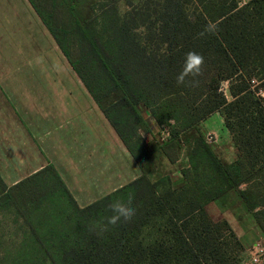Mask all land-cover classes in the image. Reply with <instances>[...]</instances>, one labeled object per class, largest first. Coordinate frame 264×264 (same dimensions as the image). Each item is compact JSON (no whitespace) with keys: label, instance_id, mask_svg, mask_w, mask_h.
Listing matches in <instances>:
<instances>
[{"label":"trees","instance_id":"trees-1","mask_svg":"<svg viewBox=\"0 0 264 264\" xmlns=\"http://www.w3.org/2000/svg\"><path fill=\"white\" fill-rule=\"evenodd\" d=\"M28 1L142 172L83 207L57 174V190L23 199L13 189L39 174L11 186L0 175V205L13 202L23 228L0 234V264H239L245 247L205 205L238 189L264 235V0H124L122 12L101 0L98 13L93 0ZM189 51L203 55V73L177 84ZM139 104L167 131L153 145ZM214 111L237 150L231 162L199 130ZM181 156L173 184L162 167ZM117 200L136 214L105 230Z\"/></svg>","mask_w":264,"mask_h":264},{"label":"crops","instance_id":"crops-1","mask_svg":"<svg viewBox=\"0 0 264 264\" xmlns=\"http://www.w3.org/2000/svg\"><path fill=\"white\" fill-rule=\"evenodd\" d=\"M38 18L28 0H0V173L8 186L35 174H57L83 207L142 171L75 71L80 85L66 71L55 75L45 69L47 56H41L38 41L44 31L52 35ZM51 42L59 51L53 37ZM222 89L227 93V82ZM136 108L148 122L149 132H141L144 139L154 137V130L163 138L165 128L143 105ZM212 114L224 125L221 112L214 111L199 130L214 152L231 162L237 150L225 125L222 134L203 130ZM185 161L181 156L171 164L175 178L181 179L178 170Z\"/></svg>","mask_w":264,"mask_h":264},{"label":"rangeland","instance_id":"rangeland-1","mask_svg":"<svg viewBox=\"0 0 264 264\" xmlns=\"http://www.w3.org/2000/svg\"><path fill=\"white\" fill-rule=\"evenodd\" d=\"M99 1L101 0H93L92 2L93 9L97 13L99 12V9L97 8ZM245 1L247 0H239V3L242 4ZM126 8L127 7L124 3V0L117 2L118 10L122 12ZM51 38L52 37H50V35L44 31L42 41H38V49L40 47L38 51H42L41 56H47V58L44 59L45 69L53 70L54 73H56L55 75H60V71H66L68 72V77H74L76 83L80 85L81 82L75 76L76 74L74 73L66 57H64V54L60 50L58 51L54 42H51ZM65 47L72 54L70 47H68L66 44ZM63 79L66 80L67 77H64ZM203 128V130H206L207 128H213L219 134L224 132V125L220 122V116L218 114H212L203 124ZM154 134L155 138H148L150 136L147 137L145 135V138L151 145L160 141L158 139L159 132H155L154 130ZM147 164L150 166V168L156 167L155 162H147L146 165ZM163 166L164 167H162V171L167 168H172L165 162ZM0 175L3 179V175L1 173ZM127 176L130 175H126L125 178H127ZM172 180L173 184H178L180 182V178H175V175H172ZM6 185L8 184L6 183ZM52 186L55 188V190H57V185L49 174H39L35 178L24 182L17 188H14L12 191L13 199H16L18 196H20L19 198L23 199L25 198V193H27L28 196L33 193L34 189H38L42 192L43 190L47 191ZM205 209L214 220L222 218L225 219L237 235L242 245L248 247L245 249L244 255L241 256L242 260L239 264H264V237L262 236V231L235 188L227 190L214 200L208 202L205 205ZM21 224L22 222L17 216L13 202L8 201L6 204L4 203L0 205V234L19 237V235H21L23 232V228L20 227Z\"/></svg>","mask_w":264,"mask_h":264},{"label":"clouds","instance_id":"clouds-1","mask_svg":"<svg viewBox=\"0 0 264 264\" xmlns=\"http://www.w3.org/2000/svg\"><path fill=\"white\" fill-rule=\"evenodd\" d=\"M205 60L203 55L195 51H189L186 53L184 65L181 72L176 77L177 84H184L186 78L191 77V83L197 84L196 79L202 75L204 70ZM130 201L124 203L117 200L110 205L112 215L107 218V223L104 225V229L107 230L108 226H117L120 223H130L136 214V210L130 206Z\"/></svg>","mask_w":264,"mask_h":264},{"label":"built area","instance_id":"built-area-1","mask_svg":"<svg viewBox=\"0 0 264 264\" xmlns=\"http://www.w3.org/2000/svg\"><path fill=\"white\" fill-rule=\"evenodd\" d=\"M165 135L167 134V131H165V133H164Z\"/></svg>","mask_w":264,"mask_h":264}]
</instances>
